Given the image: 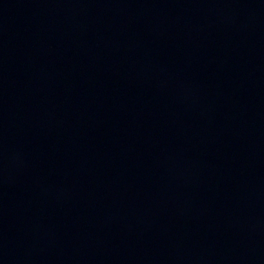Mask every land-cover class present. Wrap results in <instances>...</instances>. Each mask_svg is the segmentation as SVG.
<instances>
[{"label": "water", "instance_id": "95a60500", "mask_svg": "<svg viewBox=\"0 0 264 264\" xmlns=\"http://www.w3.org/2000/svg\"><path fill=\"white\" fill-rule=\"evenodd\" d=\"M0 264H264V0H0Z\"/></svg>", "mask_w": 264, "mask_h": 264}]
</instances>
